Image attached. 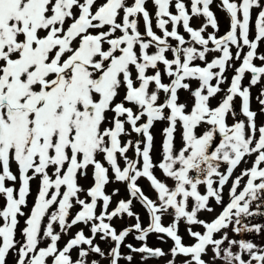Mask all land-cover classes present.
<instances>
[{
	"label": "snow or ice",
	"instance_id": "1",
	"mask_svg": "<svg viewBox=\"0 0 264 264\" xmlns=\"http://www.w3.org/2000/svg\"><path fill=\"white\" fill-rule=\"evenodd\" d=\"M148 2L0 0V264H264V0Z\"/></svg>",
	"mask_w": 264,
	"mask_h": 264
},
{
	"label": "rangeland",
	"instance_id": "2",
	"mask_svg": "<svg viewBox=\"0 0 264 264\" xmlns=\"http://www.w3.org/2000/svg\"><path fill=\"white\" fill-rule=\"evenodd\" d=\"M219 10H220V9H219ZM220 11H221V10H220ZM254 15H255V13H254ZM194 19H195L194 24H195L196 26H199V27H200V26L204 23V21L202 20L201 17H200V18H194ZM225 28H226V24H225ZM141 31H142V30H141ZM158 34H159V32H158ZM233 51H235V49H233ZM261 51H264V48H262ZM209 59H211V56L209 57ZM228 75L231 76L232 73L229 72ZM245 84H247V81H245ZM226 86H227V85H225V87H226ZM252 91H253L252 108H253V110L259 111L260 106H259L258 102H257L256 99H255L256 95L259 94V87L254 88ZM181 102H188V96H187L186 93H181ZM235 103H236V105H237V107H238L240 101L237 99V101H236ZM213 104H215V101H213ZM231 122H232V121L230 120L229 123H231ZM258 123H264V116H260V117H259V119H258ZM158 143H159V142L155 143L154 154H155L156 156L159 157V158H158V160H159V159L161 158V156H160V152H161V150L159 149V147H161V146L158 145ZM251 166H252V160L249 159L248 163H242V164L240 165V167L236 170L235 175H239L241 169H244V168H250ZM15 170H16V169H15V165H13V171H15ZM156 175L158 176V178H160V179H164V178L161 176V174H160L159 171L156 172ZM88 180H89V179H87V180H85V179H81L80 183H81L82 185L87 184V181H88ZM168 182L171 183V181H168ZM38 183H39V181H35V182H33V184H32V189H33V191H32L31 199H34V198H35V195H36V189H37ZM146 186H147V188H148V184H147ZM112 187H120V188H121L120 196L116 197V198H115L116 200H118V199H120V198H127V193L124 191V188H123L122 185H112V186H109V191H111V188H112ZM201 191H203V189H201ZM149 194H150L151 196H153V198L155 199V193H154L153 191H149ZM227 200H228L227 189H225V202H227ZM0 203H2V201H0ZM213 207H215V211H214L213 213H211V214L204 213V214H202L201 218H202V219H205V220H208V221H211V220H212L217 214H219V212L221 211V209H220L219 207H216L214 204H213ZM261 219H264V218H260V219H258V220L253 221V222H254V223H255V222H260ZM170 220H171V217H166V218L164 219L163 222H164L165 225H167V224L170 222ZM123 221L125 222V225H131V224H133V223L135 222L134 220H130V219H125V220H123ZM143 221H144L145 224L147 223L146 220H143ZM117 222H118V220H117V221H114L115 224H117ZM196 230L203 231L202 228H198V229H196ZM180 234H181V235L187 240L186 242H190V241H191V239L187 236L186 232L184 231V226H183V225H181V231H180ZM230 235H231V234H230ZM155 237H156L155 235L150 236V238H149V240H148L149 246H151V247L154 248V247H157L158 245H160V246H158V247H161L165 252H168V250L171 248L172 245H171L169 242H167V243H160V242H159V243H156L155 240H153V238H155ZM246 238L254 239V241H255L256 243L264 242V237H246ZM128 241L131 242V243H133V244H135L136 246H139L138 242H136L132 237H129V238H128ZM97 242H98V241H97ZM98 243H99V242H98ZM100 243H101V247H102L103 249H108V248L110 247V242H108V243L100 242ZM123 251L126 252L127 249H123ZM170 258H171L170 256H165V257H163V258H161V259H159V260H155V259H154V260H150V261H148V264H164L165 262L167 263V261H168ZM14 260H15V257H14V256H10V257H9L10 264H11V262L14 261ZM135 261H136V262H139V261H140V256H139V255H136V257H135ZM105 264H106V262H105Z\"/></svg>",
	"mask_w": 264,
	"mask_h": 264
},
{
	"label": "flooded vegetation",
	"instance_id": "3",
	"mask_svg": "<svg viewBox=\"0 0 264 264\" xmlns=\"http://www.w3.org/2000/svg\"><path fill=\"white\" fill-rule=\"evenodd\" d=\"M132 2V0H129V3H131ZM186 3L189 5V8H190V0H186ZM219 3H220V0H214V3L211 5V10L215 13V15H216V17H217V20H218V24H219V32L217 33L218 35H223V34H225L228 30H229V25H230V20H229V17H228V14L225 12V11H220L221 9H220V7H219ZM147 9L149 10V12L150 13H154V11H155V8H154V5L151 3V0H149V2L147 3ZM220 9V10H219ZM202 18V20L204 21V19H203V17H201ZM194 22H195V19H193L192 20V26L194 27V28H199V26H196L195 24H194ZM155 23V21H154V18H153V24ZM225 24H226V28H225ZM140 28H141V30L143 31V21H142V19H141V21H140ZM155 30V29H154ZM158 31V30H157ZM213 31V29L211 28V27H209L208 29H207V32L208 33H211ZM165 125H163V124H158L154 129H153V134H154V136H155V143H157V142H159L158 143V145H160L161 146V144H162V139H163V137H162V128L164 127ZM159 149L161 150V147H159ZM153 157H154V159L155 160H157L158 161V156H156L155 154H154V151H153ZM91 173V170H89V174ZM90 183H91V180H90V178H89V180L87 181V184H84L83 186L84 187H88L89 185H90ZM140 183H141V185H143V187H144V189H145V192H146V194L150 197V198H152V199H154L153 198V196H151L150 194H149V191H152L150 188H149V186H148V188H147V184H148V182L146 181V180H144V179H142L141 181H140ZM75 211V210H74ZM136 211H138L140 214H141V216H142V220H146V222H147V217H146V215L144 214V210L140 207V205L139 204H137L136 205ZM218 215V214H217ZM115 224V223H114ZM115 226L117 227V229L119 230V229H122L123 227H125L126 225H125V222L124 221H119L118 220V222H117V224H115ZM81 227H83L82 225H81ZM76 229H73V232L75 231ZM85 231H86V233H87V229H85ZM153 236V235H152ZM153 240H155V242L156 243H159V241L157 240V238L155 237V238H153ZM187 240L184 238V243L185 244H191L193 241L191 240L190 242H186ZM98 242H99V240H98ZM168 242L172 245V241L171 240H168ZM100 243V242H99ZM158 246H160V245H158ZM157 246V247H158ZM155 248V247H154ZM161 248V247H160ZM109 249V248H108ZM108 249H104L105 251H107ZM205 259L207 260L208 259V257H205ZM164 264H167L166 262L164 263ZM178 264H179V261H178Z\"/></svg>",
	"mask_w": 264,
	"mask_h": 264
}]
</instances>
